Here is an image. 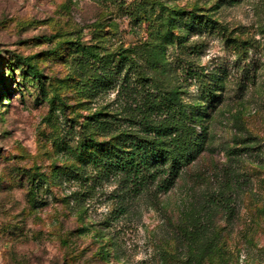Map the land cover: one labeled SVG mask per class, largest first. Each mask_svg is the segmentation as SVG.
Segmentation results:
<instances>
[{
    "label": "rangeland",
    "instance_id": "374dc122",
    "mask_svg": "<svg viewBox=\"0 0 264 264\" xmlns=\"http://www.w3.org/2000/svg\"><path fill=\"white\" fill-rule=\"evenodd\" d=\"M163 90L197 152L83 166L88 117L144 136ZM0 264H264V0H0Z\"/></svg>",
    "mask_w": 264,
    "mask_h": 264
},
{
    "label": "trees",
    "instance_id": "16d2710c",
    "mask_svg": "<svg viewBox=\"0 0 264 264\" xmlns=\"http://www.w3.org/2000/svg\"><path fill=\"white\" fill-rule=\"evenodd\" d=\"M130 55L128 51L121 54L128 68L134 65ZM143 56L144 63L153 72L157 71L160 64L151 52L143 50ZM141 76L140 73L139 79ZM154 103L156 107H165L169 123L166 126H149L144 136L124 132L114 134L117 133L116 126L101 113L88 117L84 125L90 127L91 133L80 137L75 148L76 154H87L83 166L90 164L97 171L105 170L118 175L120 172L127 182H147L153 176L151 169L161 164L168 165L169 170H178L187 157L202 146L196 134L198 118L189 115V110L184 108L174 91H159ZM202 132L206 134L205 129Z\"/></svg>",
    "mask_w": 264,
    "mask_h": 264
}]
</instances>
